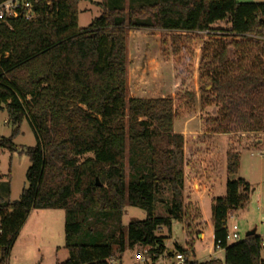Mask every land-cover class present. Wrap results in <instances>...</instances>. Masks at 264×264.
Wrapping results in <instances>:
<instances>
[{
  "label": "trees",
  "instance_id": "16d2710c",
  "mask_svg": "<svg viewBox=\"0 0 264 264\" xmlns=\"http://www.w3.org/2000/svg\"><path fill=\"white\" fill-rule=\"evenodd\" d=\"M80 1L38 0L35 19L0 22V110L12 128L0 138V150L13 149L23 120L36 140L24 150L29 166L19 197L0 198V264H8L32 209L64 211L68 257L61 264H110L115 252L136 244L149 247L155 261L164 251L157 229L189 214L184 138L173 131L175 97H127L129 30L168 33L161 44L176 83L193 72V43L207 31L198 65L201 109L215 103L218 110L206 120V132H264V2L128 0L125 7L124 0H101V13L81 28ZM218 22L225 27L215 28ZM184 97L193 100L195 91ZM239 154L227 152L225 194L211 201L213 242L221 241L223 260L184 264H264L256 233L226 243L228 216L250 191L234 177ZM158 202L167 216L155 214ZM125 205L146 217L123 228ZM194 213L200 219L198 206ZM174 251L189 253L178 246L168 254Z\"/></svg>",
  "mask_w": 264,
  "mask_h": 264
},
{
  "label": "rangeland",
  "instance_id": "374dc122",
  "mask_svg": "<svg viewBox=\"0 0 264 264\" xmlns=\"http://www.w3.org/2000/svg\"><path fill=\"white\" fill-rule=\"evenodd\" d=\"M236 1L264 2V0ZM128 2L124 0L125 7L128 6ZM78 10V26L84 28L101 13V0H82L79 2ZM214 27L223 28L225 23L218 22ZM131 31L127 34V97L169 96L174 86L171 81L167 49L161 44L163 39H167L168 33L166 31L155 33ZM199 36L206 39L204 35ZM197 41L193 43L194 53L201 54L202 43L199 44L201 40ZM232 53L230 49V58L233 56ZM162 69L166 71L163 72ZM198 76L199 71L196 74L192 72L175 83L173 93L175 130L185 132L187 152L188 147L191 148L189 144L194 141L201 143L198 145L200 155L197 161L203 163H201L202 167H214L219 172L227 151L240 153L239 168L234 177L243 178L249 183V197L242 208L230 212L227 228L229 232L236 231L241 239L250 230H255L257 235L264 237V132L230 133L233 134L231 137L207 133L206 120L217 113L218 105L213 103L201 109L199 80H196ZM161 77L167 78L163 84L160 83ZM209 88L210 86L206 87L207 90ZM193 90L196 93L193 100L184 97V94ZM11 129L7 123L6 110H0V138L8 137ZM197 132V139L192 140L191 136ZM12 142V150H0V198L4 201L16 200L26 185L25 173L29 166V158L24 150L35 145L36 142L34 132L27 120H23ZM125 170L126 173L130 171L128 164L125 165ZM203 172L199 173L204 176ZM222 194L224 190L217 192L215 197ZM161 197L167 199L169 195L165 192ZM196 206L195 203L188 207L190 213L183 220L172 217L169 226H161L157 229L156 235L162 238L164 251L155 261L146 253L149 247L136 244L133 247L126 246L121 254L115 252L110 264H177L175 254L178 252L174 251L173 255H169L168 252L176 250L178 246L189 252L187 255L184 254L189 260L202 262L212 259L214 257L213 228L208 223L209 221L211 224V201L208 199L202 203L200 219L194 213ZM165 208L158 202L155 206V214L167 216L168 212ZM64 215L62 209H32L10 250L8 264H61L64 262L68 257L64 241ZM145 217L144 210L125 205L121 224L123 228H126L131 220H142ZM196 219L203 220L200 226L193 223ZM201 229H204L205 234L203 238H198L197 234ZM261 252L264 259V249ZM138 254L148 256V261L143 263L137 259ZM215 256L222 261L224 251H216Z\"/></svg>",
  "mask_w": 264,
  "mask_h": 264
},
{
  "label": "crops",
  "instance_id": "0c3cea01",
  "mask_svg": "<svg viewBox=\"0 0 264 264\" xmlns=\"http://www.w3.org/2000/svg\"><path fill=\"white\" fill-rule=\"evenodd\" d=\"M129 31H131V30H129ZM132 31H134V32L147 31V32L155 33V32H161L162 30L150 31L149 29H134ZM200 40H201V42L199 44H201L203 42V39H199L198 41H200ZM165 48L167 49L166 50L167 51V59H169L171 81H172V84L174 86L173 87L174 90L169 92V94H170L169 96L174 98L173 93H174L175 87H176V84H175L176 83L175 67H174V64H173V61H172V58H171V55L169 53L168 48L167 47H165ZM199 59H200V54L196 53L195 54V63H194L193 74L198 73ZM162 71L165 72L166 69H162ZM159 79H160L161 84H163V82L165 83V80H167V78H164V77H161ZM196 80H198V77L196 78ZM162 89H165V88L162 87ZM131 97L152 98V97H167V96H163V95H159V96L135 95V96H131ZM195 97H196V93H195ZM173 131L175 133L182 134L183 138H184V182H183V191H182L184 204L186 205V207H190L191 204L196 203L197 206L199 207V210L201 213V205L205 200L210 199V201H212V199L215 197V194L217 192L222 191V190H224V194H225V184H226V180H227L226 154L228 151L224 154V159H223V164H222L223 166L221 167L219 172L216 169H214V167H212V168H206L207 166L202 167L203 163L201 162L202 163L201 164L199 161H197V159H199V155H200V153H199L200 148L198 145L201 143L194 141V143L189 144V146L191 148L188 147V152H187L186 134L184 131H176L175 130L174 120H173ZM199 133H201V132L199 131ZM196 135H198V132H197V134H193V136H191L193 138L192 140L197 139ZM219 135H222V134H219ZM224 135H226L227 137L228 136L231 137L233 134H224ZM213 154H214V152H213ZM212 159H214V158H212ZM202 171H204L203 172V174H205L204 176H202L201 173H199ZM224 194H222L221 196H223ZM188 213H190V209H188ZM28 216H27V218H28ZM193 223L197 224V226H200L201 220L196 219ZM208 223H209V226L211 227V224L209 221H208ZM204 234H205L204 229H201V230H199L197 237L203 238ZM171 251L172 250H170L169 252H171ZM17 264H26V263H17Z\"/></svg>",
  "mask_w": 264,
  "mask_h": 264
},
{
  "label": "built area",
  "instance_id": "2783aa9c",
  "mask_svg": "<svg viewBox=\"0 0 264 264\" xmlns=\"http://www.w3.org/2000/svg\"><path fill=\"white\" fill-rule=\"evenodd\" d=\"M37 2L38 0H0V22L6 19H14L18 17H22L27 21L35 19L37 14L33 8V5ZM207 33V31L199 32L200 35L204 36ZM238 240H241V238L236 231L227 232L226 243H231ZM260 246L264 249V237H261ZM220 250L224 251V247L222 246L221 241L218 240L214 244V257L212 259H219L217 256H215V253L216 251ZM136 258L141 260L143 263H145L149 259L148 256L142 254L136 255ZM175 259L178 262L177 264H184L187 258L182 253L178 252L175 254Z\"/></svg>",
  "mask_w": 264,
  "mask_h": 264
},
{
  "label": "water",
  "instance_id": "95a60500",
  "mask_svg": "<svg viewBox=\"0 0 264 264\" xmlns=\"http://www.w3.org/2000/svg\"><path fill=\"white\" fill-rule=\"evenodd\" d=\"M96 184L99 185L98 181ZM253 234H255V230H250V231L246 232L245 236H249V235H253Z\"/></svg>",
  "mask_w": 264,
  "mask_h": 264
}]
</instances>
